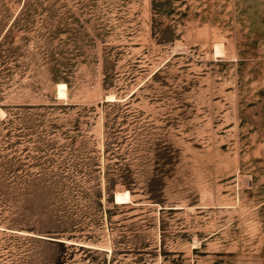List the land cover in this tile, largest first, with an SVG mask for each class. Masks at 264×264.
I'll use <instances>...</instances> for the list:
<instances>
[{"label": "rangeland", "instance_id": "rangeland-1", "mask_svg": "<svg viewBox=\"0 0 264 264\" xmlns=\"http://www.w3.org/2000/svg\"><path fill=\"white\" fill-rule=\"evenodd\" d=\"M0 264H264V0H0Z\"/></svg>", "mask_w": 264, "mask_h": 264}, {"label": "bare ground", "instance_id": "bare-ground-1", "mask_svg": "<svg viewBox=\"0 0 264 264\" xmlns=\"http://www.w3.org/2000/svg\"><path fill=\"white\" fill-rule=\"evenodd\" d=\"M61 85L63 86L64 84H61ZM61 85H60V86H61ZM60 86H58V87H60ZM62 86H61L60 88H62ZM64 87H65V85H64ZM64 87H63V88H64ZM58 89H59V88H58ZM59 90H60V89H59ZM65 90H66V88H65ZM62 92H63V91L61 90V93H62ZM64 92H65V91H64ZM64 92H63V93H64ZM59 93H60V91H59ZM111 95H112V94H111ZM112 97H113V96H112ZM108 99H110L109 96H108ZM113 99H115V98H113ZM113 99H112V100H113ZM112 100H111V101H112Z\"/></svg>", "mask_w": 264, "mask_h": 264}]
</instances>
